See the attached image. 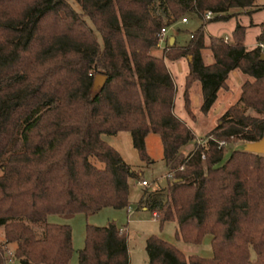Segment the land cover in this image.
<instances>
[{
    "label": "trees",
    "instance_id": "obj_1",
    "mask_svg": "<svg viewBox=\"0 0 264 264\" xmlns=\"http://www.w3.org/2000/svg\"><path fill=\"white\" fill-rule=\"evenodd\" d=\"M257 1L0 0V228L4 245L16 244L13 259L71 264L73 229L49 216L130 207L129 183L143 175L103 140L128 132L149 165L146 138L158 135L173 175L167 191L146 188L140 207L161 229L176 222V238L186 245L212 237V258L150 237L149 264H264V156L233 150L228 157L227 149L264 141V22L252 50L245 45L248 29L239 24L229 41L211 36L207 43L206 33L210 23L264 9ZM187 14L202 21L189 44L154 56L163 28ZM182 59L189 62L183 101L193 121L195 84L208 116L232 72L246 77L238 102L217 118L203 145L175 112L178 91L167 62ZM86 234L78 264H130L128 235L116 222L88 225ZM4 247L0 264L8 261Z\"/></svg>",
    "mask_w": 264,
    "mask_h": 264
},
{
    "label": "rangeland",
    "instance_id": "obj_2",
    "mask_svg": "<svg viewBox=\"0 0 264 264\" xmlns=\"http://www.w3.org/2000/svg\"><path fill=\"white\" fill-rule=\"evenodd\" d=\"M263 1V0H262ZM261 2V0H259ZM75 9L78 12H81V6L73 2ZM185 18L189 19L188 24L180 23L184 18H182L178 23L171 27L169 35H173L174 33H179L178 42L179 44L185 45L189 43L191 40V35L197 31L202 21L197 15L187 14ZM220 26V25H219ZM219 26L213 24L210 26L208 31V39L209 35L216 34H225L226 30L220 28ZM252 33L250 34L249 40L247 44H252ZM98 39L101 42L102 38L99 33H97ZM161 55V51H156L155 54ZM164 56V55H163ZM231 98V101L236 104L239 99V94L236 92L232 95H228ZM242 108L243 106L240 105ZM247 114L252 115L254 117H262L256 111L249 109ZM217 121L214 119L212 123H205L204 125H200L197 133L202 134V141H206L209 131L214 129ZM204 132V133H203ZM206 134V135H205ZM103 140H106L110 143L119 153L123 155L125 161L132 167L133 170L140 172L148 183H152V191L162 192L168 189V179H166V175L168 176L169 170L165 167L164 164V154H163V143L161 138L158 135L151 133L147 138V151L151 157L155 160L153 164H147L143 162L140 158V155L137 152V149L134 147L133 139L130 133L121 132L116 136L105 135L103 136ZM229 155L233 152V150H243V151H252L254 153H258L264 156V141L259 143H245L240 142L237 144H230L228 146ZM143 180V178L141 179ZM155 182V183H154ZM163 183V184H160ZM137 181L131 180L129 185L131 186V197L130 202H132L131 208L128 212L127 209L117 210L114 208L104 209L96 214H92V216L87 217L84 214H77L73 217L66 216H49L48 220L53 224H68L73 229L74 235V250L76 253L72 259L71 264H78L79 261V253L86 245V229L87 226L94 225L99 227H107L109 223L116 222L120 229L127 228L128 229V249H129V257L130 264H149L148 263V254L146 249V241L148 238L153 236H159L160 238L166 240L170 244H174L179 247L186 255H197L200 257L210 258L213 255V249L210 245L212 237H208L206 241L202 243L200 246L185 244L182 241H178L176 238V233L178 229V224L176 222L167 223L162 229L159 225L158 220L152 216L150 211H143L142 207H140V198H141V188L136 186ZM163 186H166L164 188ZM167 191V190H166ZM167 194V193H166ZM165 194H162L164 196ZM140 208V209H139ZM132 213V214H131ZM4 231L0 228V245L5 246L6 249V264H21L18 259H13V252L15 250V245L6 246L5 244Z\"/></svg>",
    "mask_w": 264,
    "mask_h": 264
},
{
    "label": "crops",
    "instance_id": "obj_3",
    "mask_svg": "<svg viewBox=\"0 0 264 264\" xmlns=\"http://www.w3.org/2000/svg\"><path fill=\"white\" fill-rule=\"evenodd\" d=\"M257 5L262 9V7L264 6V0L263 1L261 0V2H259V0H258ZM263 22H264V9H262L259 12L254 13L253 15H246V16H241V17H237V18H232L231 20L227 21L226 23H210L209 25L206 26L207 27V29H206V31H207L206 32L207 33V43H209L208 31H209L211 25H213V24H215L217 26L220 25L222 27V29H224V30L227 29V30H226V33L222 34V35L213 33V34L209 35L210 38H211V36L223 37L225 39L228 38V41H229L232 37L233 32L237 28V25L239 24V25L248 29L247 30V36H246V42H245L246 48H248L249 50L255 49L258 46L257 38L262 33L261 25ZM180 23H182V22H180ZM188 23H189V19H188L187 23H183V24H188ZM177 24H179V23H177ZM251 33H252V35H251V37H252L251 43L252 44L250 45V44H247V41L249 40ZM179 35H180V32L174 33L173 35H168V40H166L164 42V45L153 50L152 54L154 56L160 58V57H163L164 50L168 46H173L175 44H177L179 47L188 45L189 43H186L185 45H183L181 43L179 44V42H178L179 41L178 40ZM191 38H192V35H191ZM156 51H161L162 54L161 55H159L158 53L155 54ZM203 57L205 58L207 65H212V63H214V58H213V56L209 50H205L203 52ZM167 65H168L169 70L171 71L172 75L174 76L176 88L178 91V95H177L176 101H175V106H176L175 112L180 119H183L184 121L189 123V125L193 129L196 137H198V142H199V140H202V138H203L201 136L202 134L197 133L199 126L202 124L204 125L205 123H212V122H214V119H216V121H218L217 118L220 117L224 112H226L230 106L234 105V102L231 101V98L228 95H232L236 92V94H239V97H240L241 89H242L241 87L246 82V77L242 76L239 71L232 72V75L228 81V88H227L228 90L224 89L220 92L219 99L216 102L215 107L213 108V111L208 116H204L201 113L202 90H201V86L199 83L195 84L193 86V88L191 89L192 90L191 91V98L193 101V111L196 115V120L193 121L190 119L189 115L187 114L185 106H184V101H183L184 87H185V83H186V78H187L188 73H189V62L187 59H182L178 62H167ZM193 148H194V145L191 144L185 149V152L188 153ZM151 158H153V157H151ZM154 162H155V160H154ZM163 162H164L165 167H166L165 160ZM144 180H146V179L143 176V180H137V184H136V186H139L142 190L140 202H141V199L144 197V193L146 190V188L141 186V184H140ZM160 184H163V183H160ZM163 187L166 188V186H163ZM131 193L132 192L130 190V197H131ZM130 197H129V202H130ZM131 205H132V202H131ZM131 205L127 209L128 212L131 208ZM142 209L145 212L148 211L146 206H142ZM121 230H122V232H125L128 235V229L127 228H124ZM208 237L210 238V236H207L205 238V241ZM211 241H212V239H211ZM213 256H214V254L212 255V257ZM212 257H210V258H212Z\"/></svg>",
    "mask_w": 264,
    "mask_h": 264
},
{
    "label": "built area",
    "instance_id": "obj_4",
    "mask_svg": "<svg viewBox=\"0 0 264 264\" xmlns=\"http://www.w3.org/2000/svg\"><path fill=\"white\" fill-rule=\"evenodd\" d=\"M214 14L212 12L208 13L206 15V19L207 20H210L211 18H213ZM182 23H187L188 22V19L187 18H184L182 21ZM170 30H171V27L170 28H163L162 32H161V35H160V41H159V44H160V47L162 45H164V42L166 40H168V35L170 33ZM193 37V36H192ZM225 41H228V38H226ZM262 48L264 47V45L261 46ZM206 141H202V140H199V144L203 145L205 144ZM225 145L224 143H221V146ZM169 177H173V175L169 174L168 176H166V179H168ZM141 186L145 187V188H148V189H152L153 185L152 183H148L147 181H142L141 183ZM132 214V213H131Z\"/></svg>",
    "mask_w": 264,
    "mask_h": 264
},
{
    "label": "water",
    "instance_id": "obj_5",
    "mask_svg": "<svg viewBox=\"0 0 264 264\" xmlns=\"http://www.w3.org/2000/svg\"><path fill=\"white\" fill-rule=\"evenodd\" d=\"M101 79V78H100ZM102 81H103V79H102Z\"/></svg>",
    "mask_w": 264,
    "mask_h": 264
}]
</instances>
